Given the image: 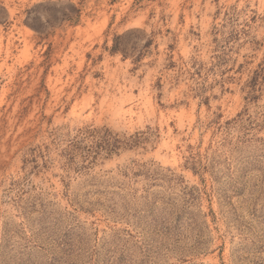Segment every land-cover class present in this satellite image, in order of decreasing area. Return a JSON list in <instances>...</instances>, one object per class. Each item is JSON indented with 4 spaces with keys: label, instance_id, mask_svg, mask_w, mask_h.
I'll list each match as a JSON object with an SVG mask.
<instances>
[{
    "label": "rangeland",
    "instance_id": "1",
    "mask_svg": "<svg viewBox=\"0 0 264 264\" xmlns=\"http://www.w3.org/2000/svg\"><path fill=\"white\" fill-rule=\"evenodd\" d=\"M0 264H264V0H0Z\"/></svg>",
    "mask_w": 264,
    "mask_h": 264
}]
</instances>
